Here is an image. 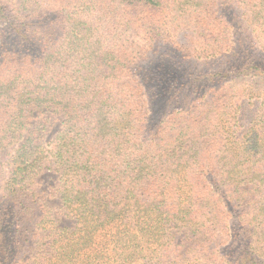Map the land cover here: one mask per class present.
I'll list each match as a JSON object with an SVG mask.
<instances>
[{"label": "trees", "instance_id": "trees-1", "mask_svg": "<svg viewBox=\"0 0 264 264\" xmlns=\"http://www.w3.org/2000/svg\"><path fill=\"white\" fill-rule=\"evenodd\" d=\"M237 41L264 0H0V264H264V88L189 67Z\"/></svg>", "mask_w": 264, "mask_h": 264}, {"label": "rangeland", "instance_id": "rangeland-1", "mask_svg": "<svg viewBox=\"0 0 264 264\" xmlns=\"http://www.w3.org/2000/svg\"><path fill=\"white\" fill-rule=\"evenodd\" d=\"M249 46L243 47L240 41H237L234 50L229 54L221 57L212 58L209 60H195L190 64V71L194 72L196 76H199L200 85L205 84H213L217 81V74L219 71H227V76L236 75L234 82L235 83H243V82H252L260 80V84L264 88V80L257 78L254 74H238L237 72H230L234 69L235 66L240 64L244 58L247 59V49ZM253 55L254 61L264 64V53L261 49L257 50ZM253 103V102H252ZM251 103V104H252ZM166 100L163 102H158V105L155 107V112L162 111V108H166L167 106ZM245 110L243 109V113L245 114L246 120L253 117L255 114L256 106L250 105L249 103H245ZM60 128L59 122L55 123L52 127L51 131L48 135V140H53L54 136L58 132ZM59 183V174L55 171H47L43 173L39 178V189L42 191L44 197L49 201L51 205L56 209V217L61 221L62 225L72 226L74 224V220L66 215H64L62 211V204L59 198V194L57 192V186ZM184 231H177L176 235L178 240L182 238L184 235Z\"/></svg>", "mask_w": 264, "mask_h": 264}]
</instances>
